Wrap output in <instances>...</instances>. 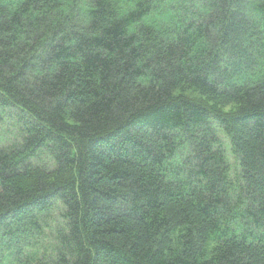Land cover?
Instances as JSON below:
<instances>
[{
  "label": "trees",
  "instance_id": "16d2710c",
  "mask_svg": "<svg viewBox=\"0 0 264 264\" xmlns=\"http://www.w3.org/2000/svg\"><path fill=\"white\" fill-rule=\"evenodd\" d=\"M0 264H264V0H0Z\"/></svg>",
  "mask_w": 264,
  "mask_h": 264
}]
</instances>
